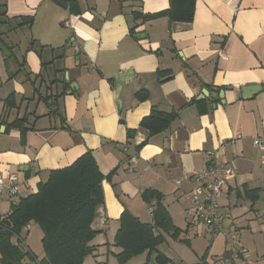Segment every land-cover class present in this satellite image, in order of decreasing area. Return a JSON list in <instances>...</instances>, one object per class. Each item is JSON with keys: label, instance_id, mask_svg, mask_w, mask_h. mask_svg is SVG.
Here are the masks:
<instances>
[{"label": "crops", "instance_id": "0c3cea01", "mask_svg": "<svg viewBox=\"0 0 264 264\" xmlns=\"http://www.w3.org/2000/svg\"><path fill=\"white\" fill-rule=\"evenodd\" d=\"M76 1L79 15L54 0H0L8 17L34 20L30 30L5 37L17 46L14 54L21 49L14 35L22 31L31 33L29 40L64 49L47 70L32 51L20 50L7 64L0 52V173H16L18 196L25 197L49 171L90 151L100 173L109 175L92 224L98 233L88 257L95 264H117L113 240L125 209L152 222L153 203L141 198L145 191L162 195L173 225L182 230L177 241L187 259L173 260L157 247L167 264H264V166L252 145L253 138L264 137V0H195L191 22L138 21L134 36L132 14L162 12L168 0ZM44 60L51 62L52 55L45 53ZM18 68L21 72L9 78ZM54 69L61 73L54 75ZM54 76L61 83L53 95L65 91L56 104L63 121L49 115L56 106L46 101L39 83ZM248 86L261 91L243 98L241 88ZM11 94L17 107L6 110ZM153 109L176 117L166 131L150 137L139 124ZM23 116L32 130L22 143L20 132L6 131L3 121ZM208 166L235 172L219 198L218 214L224 216L219 232L191 226L186 212L184 194L195 182L184 176ZM8 210L4 197L0 216ZM229 226L238 236L235 260L224 245ZM141 264H157L154 254H145Z\"/></svg>", "mask_w": 264, "mask_h": 264}, {"label": "trees", "instance_id": "16d2710c", "mask_svg": "<svg viewBox=\"0 0 264 264\" xmlns=\"http://www.w3.org/2000/svg\"><path fill=\"white\" fill-rule=\"evenodd\" d=\"M54 2L72 15H79L81 12L76 0H54ZM194 5L195 0H168V7L162 12L156 14L132 12L137 22L129 29V33L132 36L136 34V29L140 25L138 21L144 23L159 17H166L169 22H191ZM33 21V17L28 16L10 18L6 15L5 7L0 6V42L11 54L9 58L4 59L6 64L9 61H16L13 50L17 46L7 43L5 37L24 27L30 30ZM26 51L34 52L40 59L42 69L47 70L53 66L55 60L63 58L64 49L46 47L30 39ZM45 53L52 55L51 62H45ZM24 65L22 59L19 67L23 68ZM53 71L54 75L61 73L60 70ZM20 72L21 69L18 68L14 73H10L9 78H14ZM40 76L38 75L39 78ZM39 81L40 87H44L48 96L46 101L54 104L50 106H56L65 91L53 95L52 89L61 81L55 76ZM4 106L6 110L17 107L14 94L4 101ZM49 115H58L62 121L64 120L57 106ZM175 117L176 114L172 112L153 109L141 120L139 126L147 130L151 137L166 131ZM3 123L6 131L16 129L20 132L22 143L25 134L32 130L27 127L26 116ZM127 133L128 137H132L133 131ZM108 177L109 175L104 176L100 173L92 153L86 151L72 164L49 171L47 179L37 185L36 192L25 197L18 196V199L15 198L8 203V212L0 216V264H23L26 255L31 257L33 264H84V260L93 253V248L89 244L98 232L92 228V224L97 208L104 202L102 182ZM141 198L148 205L153 203L152 222H141L126 209L122 212L113 240V246L119 250L115 255L116 262L127 264L145 253L148 258L154 254L157 264H167L170 260L158 252L157 247L165 241V235L178 239L182 230L173 225L167 209L161 203V194L145 191ZM29 223L37 225L42 233L43 257L39 261L28 254L29 250L24 253L19 247L20 244H24L25 235L28 233L24 228ZM226 255L229 256L227 252Z\"/></svg>", "mask_w": 264, "mask_h": 264}, {"label": "built area", "instance_id": "2783aa9c", "mask_svg": "<svg viewBox=\"0 0 264 264\" xmlns=\"http://www.w3.org/2000/svg\"><path fill=\"white\" fill-rule=\"evenodd\" d=\"M68 27V23H64ZM252 145L258 154L261 166H264V137L253 138ZM136 163V156L131 158ZM235 176L234 170L230 167L208 166L201 172H192L184 176V179H191L195 182L192 189L184 194L189 206L186 210L189 224L196 228L205 226L212 232H219L223 229L224 216L218 214L219 198L227 188V182ZM179 183V182H178ZM177 183V184H178ZM18 196V175L8 172L5 175L0 173V202L5 197L11 203ZM152 214L153 207L148 208ZM101 227L106 226L105 219H100ZM31 223L25 226L29 231ZM225 250L230 257L237 259L240 251L236 247L238 236L234 226H229L224 232Z\"/></svg>", "mask_w": 264, "mask_h": 264}, {"label": "rangeland", "instance_id": "374dc122", "mask_svg": "<svg viewBox=\"0 0 264 264\" xmlns=\"http://www.w3.org/2000/svg\"><path fill=\"white\" fill-rule=\"evenodd\" d=\"M14 36L16 38V41L19 42V45L21 47L20 50L24 52L26 49L25 47L28 46V40H29V37L31 36V33L29 34V33H26L25 31H22V32L15 34ZM20 50L17 51V53L15 52V54H19ZM43 108L45 109V111H47V108L45 107ZM18 198L19 197H16V199ZM181 223H182L181 226H184L183 220H181ZM165 236H166V239L162 243V245H160L159 250L165 252L168 256H170L173 260L175 259L176 261H179L178 259L184 256L187 259V254H185L184 251H182L181 249L183 245H181V243L177 241V239H173L170 235H165ZM41 237H42V233H41L40 228L37 225H34L32 223L27 235H25L24 244H20L19 246L20 250L24 253L29 250V253H28L29 255L34 256V258L37 261L41 260L43 257ZM15 241L16 240L14 239V242ZM185 248L187 247L185 246ZM135 258L137 259L132 261L133 262L132 264H141L145 258V254H141ZM87 260L88 261L86 262V264H95V262L93 261L91 257H87ZM22 263L23 264H33V261L31 260L30 256L26 255Z\"/></svg>", "mask_w": 264, "mask_h": 264}, {"label": "water", "instance_id": "95a60500", "mask_svg": "<svg viewBox=\"0 0 264 264\" xmlns=\"http://www.w3.org/2000/svg\"><path fill=\"white\" fill-rule=\"evenodd\" d=\"M141 38H143V36H141ZM0 52L5 58H9L11 56L8 49L1 42H0ZM260 91H261V88L259 86H248V87L241 88V93H242L243 98L251 97ZM203 94L204 93L202 92V95Z\"/></svg>", "mask_w": 264, "mask_h": 264}]
</instances>
